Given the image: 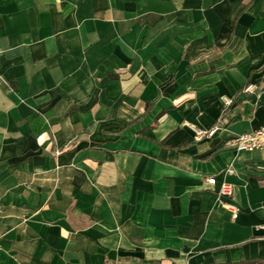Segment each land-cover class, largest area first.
Segmentation results:
<instances>
[{
	"label": "crops",
	"instance_id": "crops-1",
	"mask_svg": "<svg viewBox=\"0 0 264 264\" xmlns=\"http://www.w3.org/2000/svg\"><path fill=\"white\" fill-rule=\"evenodd\" d=\"M262 124L264 0H0V264H264Z\"/></svg>",
	"mask_w": 264,
	"mask_h": 264
},
{
	"label": "built area",
	"instance_id": "built-area-1",
	"mask_svg": "<svg viewBox=\"0 0 264 264\" xmlns=\"http://www.w3.org/2000/svg\"><path fill=\"white\" fill-rule=\"evenodd\" d=\"M255 86L253 84H247L243 87L244 93H252L255 91ZM222 104H223V113L225 109L230 106L231 100L227 99L226 97H222ZM221 118L217 121L216 124L208 128L207 130H200L197 129L195 126L190 125V127L195 132L196 137L200 138L203 136L211 137L218 129H219V122H221ZM225 146L232 147L236 150H243L247 152H252L254 150H264V124L258 126L257 128L246 131L240 134L233 135L226 139L224 142ZM226 173H232V169H226ZM207 184L213 185L215 183V178L213 176L205 179ZM233 186L230 183L222 182L220 183L217 191L216 198L219 201V204L222 208L228 210L231 214L232 219H236L238 215V207L230 202H226L222 199L223 196L232 197L233 195Z\"/></svg>",
	"mask_w": 264,
	"mask_h": 264
}]
</instances>
